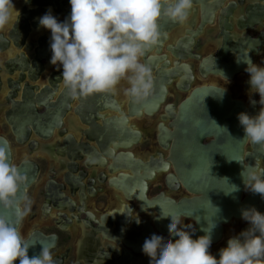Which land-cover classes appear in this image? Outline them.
<instances>
[{
	"label": "flooded vegetation",
	"instance_id": "1",
	"mask_svg": "<svg viewBox=\"0 0 264 264\" xmlns=\"http://www.w3.org/2000/svg\"><path fill=\"white\" fill-rule=\"evenodd\" d=\"M29 1L12 0L19 10L18 20L0 28V135L10 145L14 164L28 159L37 165L36 177L26 188L21 204L22 212L27 207L17 228L21 238L55 236L48 248L56 264H149L141 245L153 232L167 234V217L161 215L180 218L187 230L193 229V237L203 235L198 233L199 224L190 213L208 198V203L216 206L214 199L222 195L224 182L220 148L237 143L225 142L227 135L222 131H228L227 127H221L219 132L210 129L202 133L199 147L211 156L206 161L215 167L210 170L216 174L203 177L207 180L203 193L194 188L195 183L202 181L201 176H190L184 170L186 164L193 163L187 158L186 148L190 146L185 143L190 138L191 128L175 126L174 116L179 104L200 88L207 89L206 102L208 98L214 103L222 100L217 94L220 90L249 115L259 110L258 103L249 102L258 100V95L249 93L243 61L250 58L256 63L264 62V0H224L213 8L210 22L207 19L201 22L202 9L197 3H192L183 23L161 15L169 19V25L161 29L159 52L155 53L156 48L151 52L158 57L156 68L183 70L167 85L165 99L156 111L129 118V124L140 132V137L128 150L132 151L134 162L142 161L153 169L148 178L131 176L137 178L136 183L143 191L135 185L129 192L124 191V187L128 179L125 174L130 172L117 167L111 157L126 150H113L110 144V151L104 152L94 140L88 139L91 127L79 116L83 113L74 110L77 97H72L70 109L62 113L65 114L62 124L54 129L50 139L37 137L30 128L28 139L21 143L12 135L5 120V114H15L10 110L12 102H22L27 94L34 100L47 94L51 96L49 101L55 102L65 90L59 80V67L49 63L51 53L47 59H39L43 69L33 80L30 79L33 74L24 68L25 63L21 67L14 61L24 54L31 66L39 42L49 43V30L37 24L44 13L37 14L36 5ZM47 6L53 11L51 5ZM64 19L63 15L57 18L58 21ZM236 58L242 61L240 69L224 72L223 63ZM140 60L143 63L142 57ZM182 76H187L188 80L184 82ZM126 87V82L121 80L113 90L106 92L121 111L126 109L128 97L123 91ZM30 114H46L45 105H36ZM211 114L218 113L214 110ZM254 153L255 144L246 140L241 163L247 166V157ZM254 163L264 169V157L251 158L248 164ZM250 193L243 188L240 199ZM257 210L264 212V199ZM246 227L247 222L240 216H230L220 223L217 232H211L209 251L217 255L229 236Z\"/></svg>",
	"mask_w": 264,
	"mask_h": 264
},
{
	"label": "clouds",
	"instance_id": "2",
	"mask_svg": "<svg viewBox=\"0 0 264 264\" xmlns=\"http://www.w3.org/2000/svg\"><path fill=\"white\" fill-rule=\"evenodd\" d=\"M68 4L70 11L63 21L50 10L37 20L38 27L50 32L49 63L59 67L63 88L72 97H83L109 92L124 80V94L138 101L152 90L151 71L140 58L160 35L159 17L183 23L192 0H68ZM18 17L12 0H0V28L15 24ZM243 62L249 93L258 95V100L249 102L260 107L253 115L238 112L236 118L243 139L264 146V62L250 58ZM242 165L244 189L264 199V169L258 163ZM21 179L0 148V207L12 208L17 223L27 211L26 206L21 211L24 198L15 195ZM237 190L233 184L230 192ZM239 213L247 227L229 236L215 256L209 251L214 224L202 228L203 235L193 237V229L187 230L180 218L166 214L161 216L167 217V234L151 233L141 252L149 264H264V212L248 206L241 207ZM30 246L21 238L16 223L0 213V264H56L48 247L41 246L30 257Z\"/></svg>",
	"mask_w": 264,
	"mask_h": 264
},
{
	"label": "water",
	"instance_id": "3",
	"mask_svg": "<svg viewBox=\"0 0 264 264\" xmlns=\"http://www.w3.org/2000/svg\"><path fill=\"white\" fill-rule=\"evenodd\" d=\"M209 1L210 0H192V3H197L201 6V22L210 19L213 8L224 0ZM29 2L32 5H36L37 9L35 12H38L37 14L40 13L39 11L45 13L46 10H50L51 12L55 11L53 16L56 18L60 15L66 18L70 11L68 0H30ZM45 5H51L53 11L48 6V8H46ZM158 21L160 35L157 41L150 45L142 56L143 63L148 66L151 71L152 90L150 94L138 101H133L128 97L125 111H121L119 106H115L114 103L109 100L106 92L93 93L83 97L77 96V105L74 108L78 113H83L79 114V116L82 118V121L91 127V133L88 139L94 140L102 151H110V144L113 150L117 148L126 150L125 152H118L111 157L117 167H122L131 174H125L128 179L124 191L127 192L133 191L135 185H137L139 191H143L140 184L136 183L137 178H133L134 176L148 178L153 174V169L149 164H145L142 161L134 162L132 151L128 150L140 137V132L138 130L134 131V127L129 124V118L138 117L142 115L143 112L145 114H152L156 111L159 104L165 99L167 85L170 84L172 78L179 75V72L181 74L183 70V68L180 67L179 69L173 68L171 71L156 68L158 57L152 55L151 52L155 48V53L159 52V46L162 43L161 29L169 25V19L166 20L160 16ZM208 22H210V20H208ZM39 43L38 47L34 49L35 57L31 58V66L27 64L24 54H21L18 59L16 58L14 60L15 63L21 64V67L22 65L24 66L23 63H25L24 68L33 74V76L30 77L31 80L36 77L35 75L38 76L43 69V66L39 64V59H47L50 53L46 42L42 41ZM28 49L31 50L32 47L29 46ZM241 62L242 61L238 58L234 61L229 60L227 63H223L222 70L224 72L236 71L240 69L239 66H241ZM20 70L23 69L21 68ZM58 76H60V74ZM181 78L184 82L188 80L187 76H182ZM209 90L212 89L209 88ZM206 92V88L193 90L190 95L179 104L178 113L176 117L174 116L175 126H189L191 128L190 133L187 131L190 138L189 140H185V143H189L190 147L186 148L188 154L187 158L191 159L193 163H191L190 166L186 164L184 170L190 176H201L202 181L199 182V184H194V188H197L196 190H202V192L206 190L204 183L207 182V180L203 179L205 175H211L212 177L216 175L210 170L215 167L206 161V159L211 156L205 152L204 149L201 150L199 147V140L202 133L210 129H216L215 131L219 132L218 130L221 127H227L229 128L228 131H222L227 135V137H224L226 138L225 142H234L237 143V145L233 147L230 145H226L223 148L219 147L223 154V177L226 178V180L223 179L224 182H222V195L216 197L217 200L214 199L217 203L216 206L213 207L208 203V198L198 205L196 211L190 213V216L199 224L200 228L198 233L200 234H203L202 228H206V225L211 226L213 224L215 227L212 228V231L217 232L221 222L226 221L230 216H240L239 209L241 207L253 206L258 209L262 206V199L257 193L251 192L244 199H240L241 192L244 188L240 177V171L243 165L235 160L241 162L242 147L246 140L243 139V131L238 123L236 115L238 112L243 111V109L238 102L230 100L226 93L220 90H217V94L222 96V100L214 103L213 99L211 100L208 98L206 102V99H204L205 95H207ZM214 92H216V90H214ZM49 97L51 96L47 94L40 95L37 100L35 99V104V100L31 97V94H27L26 99L22 100V102H12L13 105H11L12 108L10 110L13 113L15 112V114H5V120L10 126L11 133L17 142L21 143L28 139L30 133L29 128L37 137L41 139H50L54 129L61 126L62 117L65 115L62 113L70 109L72 104L70 105L69 102L72 100V96L64 90L62 95H60L55 102H50ZM36 105H45L46 114H30V112L35 109ZM214 110L217 111L218 114H211ZM111 112L117 114L113 115ZM202 112H207L208 114H201ZM188 120L189 123H185ZM181 132L185 133L186 131L181 129ZM162 141L163 140H161L160 143H162ZM0 148L4 150L8 160L16 167L19 176L22 178L15 195L18 198L24 197L26 188L30 186L36 177L37 165L28 159H23L17 164H14L10 145L7 139L2 135H0ZM218 156L220 158L221 155L219 154ZM260 157H264V146L255 144L254 156L247 157V165H251L248 164L251 158L256 159ZM94 158L97 159L98 157L94 156ZM140 171H142V173ZM217 174L219 173L217 172ZM219 182L220 181H218V183ZM233 184L237 186L238 190L230 192ZM225 192L229 193L226 194ZM208 196L209 195H207V197ZM0 213H3L9 220L16 223L18 228L19 222H16L12 208L5 209L0 207ZM54 239L55 236L45 238L41 235H36V237L24 240L28 245H31L27 250V254L31 257L33 254L38 253L41 246L50 247L54 243Z\"/></svg>",
	"mask_w": 264,
	"mask_h": 264
},
{
	"label": "rangeland",
	"instance_id": "4",
	"mask_svg": "<svg viewBox=\"0 0 264 264\" xmlns=\"http://www.w3.org/2000/svg\"><path fill=\"white\" fill-rule=\"evenodd\" d=\"M20 159V157H17V160Z\"/></svg>",
	"mask_w": 264,
	"mask_h": 264
}]
</instances>
